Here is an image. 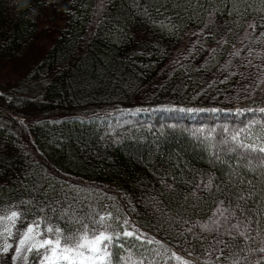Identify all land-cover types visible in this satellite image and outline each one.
Listing matches in <instances>:
<instances>
[{
    "label": "trees",
    "instance_id": "obj_1",
    "mask_svg": "<svg viewBox=\"0 0 264 264\" xmlns=\"http://www.w3.org/2000/svg\"><path fill=\"white\" fill-rule=\"evenodd\" d=\"M261 33L264 0H0V264L109 212L143 235L110 264H264V153L220 143L264 147Z\"/></svg>",
    "mask_w": 264,
    "mask_h": 264
},
{
    "label": "snow or ice",
    "instance_id": "obj_2",
    "mask_svg": "<svg viewBox=\"0 0 264 264\" xmlns=\"http://www.w3.org/2000/svg\"><path fill=\"white\" fill-rule=\"evenodd\" d=\"M147 14V13H145ZM250 28L255 30V25H249ZM264 35V33H261ZM234 55H239V52H235ZM140 111V109H137ZM186 111H192V109H186ZM216 111V109H212ZM259 111L264 113V107L256 109L254 107L238 108L235 109V112L239 115H243L245 112H255ZM249 127V125H244V128ZM243 130V129H241ZM201 131H204L203 126H201ZM215 131V130H213ZM229 128L227 125L224 126V133L226 134L220 143L222 145L228 146L231 142V147L229 150H232L234 147H243L250 148L253 152L264 153V147H257L253 144H244L238 142L239 132L230 137L227 135ZM212 133H208L211 135ZM211 181L209 182V184ZM44 211V209H40ZM55 212V209H53ZM17 211H11L6 217H0V219H7L12 223H15L16 219L19 217ZM40 219V223H29L27 229L24 232V235L21 237L20 245H23L30 236L40 238L44 235V232L47 233L46 238L36 239L35 242H30L28 244V253L32 252L33 249L37 251L39 264H110V258L112 253L109 251L110 244L116 240L118 241L121 236L124 237H135L137 240H143V235H137L135 231L129 230L127 228L128 220H124V230L123 232L110 231L112 225L106 221L112 219V213L101 214L99 220L95 218L92 219L91 223L96 225H101L103 230H97V228L90 227L89 224L83 225V230H76L68 235H65L60 228H55L53 230L52 226H48L46 229L42 230L43 219ZM119 220V217H116ZM82 222V221H77ZM215 224V221H213ZM202 228L208 229L209 225L206 223L201 225ZM218 228L219 225L217 224ZM235 227V225H233ZM8 232V235H11L10 229H5ZM241 236H244V233H240ZM247 239V237H245ZM149 244L152 243V240L147 241ZM10 245H5L3 251L7 252ZM20 246L16 248V252H20ZM43 252V255H40V252ZM261 252H264V248L260 249ZM27 256V253L25 254ZM175 255V254H173ZM16 257L13 256L15 261Z\"/></svg>",
    "mask_w": 264,
    "mask_h": 264
},
{
    "label": "rangeland",
    "instance_id": "obj_3",
    "mask_svg": "<svg viewBox=\"0 0 264 264\" xmlns=\"http://www.w3.org/2000/svg\"><path fill=\"white\" fill-rule=\"evenodd\" d=\"M6 212L2 215H0V217H6L9 213ZM38 223V222H36ZM15 223H12L11 221H8L7 219H0V253L5 252L3 251L5 245H11L10 239H11V235H8V232L5 231V229H10L11 233H12V229ZM27 229V227H26ZM25 229V230H26ZM24 230V232H25ZM24 232L22 233V235L20 236V238L18 239L16 246H15V250L14 253L12 255V264H27L28 263V244L30 242H35L36 239H41V238H46L44 236L40 237V238H36V237H32L30 236L28 240L25 241V243L23 245H20V240L21 237L24 235ZM20 246V252L17 253L16 252V248L17 246ZM27 253V256L25 255ZM13 256L16 257L15 261L13 260ZM39 264V263H38Z\"/></svg>",
    "mask_w": 264,
    "mask_h": 264
}]
</instances>
